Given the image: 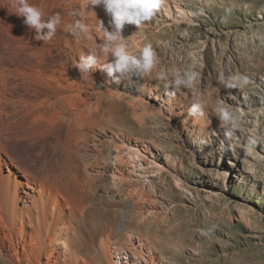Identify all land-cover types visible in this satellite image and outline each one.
<instances>
[{
    "label": "rangeland",
    "instance_id": "1",
    "mask_svg": "<svg viewBox=\"0 0 264 264\" xmlns=\"http://www.w3.org/2000/svg\"><path fill=\"white\" fill-rule=\"evenodd\" d=\"M6 1L0 0V11H9ZM173 2L181 3L188 21L175 22L180 20L177 12L166 7L173 8ZM98 19L108 25L104 11ZM123 35L130 51L151 44L157 54L143 82L161 81V72L170 78L176 70L197 74L191 88L175 89L174 96L167 94L165 81L158 84V94L137 88L145 103L164 108L161 113L136 116V107L127 99L106 102L110 121L140 138L165 170L146 185L147 199L139 208L147 223L139 234L152 240L159 264H264V0H162L152 19L140 27L126 25ZM0 36V55L7 56L9 38L6 32L0 31ZM50 46L43 55L56 60L57 50ZM236 74L247 75L249 83L225 88L221 78ZM131 75H121L120 80ZM198 95L205 101V116L185 113L188 121L178 120L179 111L185 109L181 106L190 108ZM155 96L160 100L155 102ZM221 102L240 117V127L230 137L215 111ZM252 139L255 144L250 146ZM15 141L9 142L10 154L33 171L58 156L45 141ZM97 184L103 186L96 202L115 209L118 227L128 216L138 221L136 209L121 196L113 201L105 195V178ZM202 230L209 234L201 235ZM136 233L129 231L134 237ZM10 253L2 238L0 264H11Z\"/></svg>",
    "mask_w": 264,
    "mask_h": 264
},
{
    "label": "bare ground",
    "instance_id": "2",
    "mask_svg": "<svg viewBox=\"0 0 264 264\" xmlns=\"http://www.w3.org/2000/svg\"><path fill=\"white\" fill-rule=\"evenodd\" d=\"M31 2L45 16L60 14L62 23L51 40H36L23 18L12 14L9 0V11H0V31L10 41L5 39L7 56L0 55L6 57L4 63L0 60V240L10 248L8 260L11 264H159L152 240L139 234L147 223L139 206L147 199L150 178L165 170L140 138L110 121L106 102L127 99L136 107V116L161 113L164 108L145 103L137 88L158 94L162 82L148 79L146 83L142 81L146 75L132 74L117 84L99 68L91 75L79 73L76 63L103 37L98 30L103 9H85L88 0ZM173 3V8L166 7L177 12L180 20L175 22L188 21L181 3ZM78 10L81 16L69 14ZM77 20L87 30L82 37L70 32ZM47 45L57 50L56 60L45 59ZM170 104L166 102L168 110ZM181 108L185 109L177 115L180 121L190 109ZM12 140H48L58 156L33 171L10 154ZM103 178L108 181L105 195L113 201L121 196L136 209L138 221L128 216L118 227L115 209L97 204L103 186L97 181ZM131 230L138 232L136 237L129 235Z\"/></svg>",
    "mask_w": 264,
    "mask_h": 264
},
{
    "label": "clouds",
    "instance_id": "3",
    "mask_svg": "<svg viewBox=\"0 0 264 264\" xmlns=\"http://www.w3.org/2000/svg\"><path fill=\"white\" fill-rule=\"evenodd\" d=\"M12 14L23 18V24L30 30H34L35 39L49 41L55 35L58 26L62 23L60 14H54L45 18L41 7L31 0H9ZM161 0H88L85 9L101 7L109 17L108 25L99 20L98 30L103 39L95 47L89 50V54L82 55L76 63V70L81 74L91 75L93 69L99 68L105 71L114 81L120 83V75L138 74L143 77L149 74L156 64L157 54L151 44H146L137 52L130 51L123 30L126 25L140 27L145 21L152 19L160 7ZM94 11V10H93ZM81 16L82 11L69 13ZM85 26L77 20L70 27L74 36H83ZM120 74V75H117ZM196 73L192 71L181 72L176 70L174 77L170 78L166 72L159 74V79L165 81V88L169 96L175 95V89L191 88L196 80ZM225 88H239L249 83V77L245 74H236L228 78H221ZM205 101L202 96L195 97L189 109V115L193 117L205 116ZM216 114L226 136H232L240 127V117L235 115L223 102L216 106ZM250 146L255 140H250ZM208 231L202 230L201 235L207 236Z\"/></svg>",
    "mask_w": 264,
    "mask_h": 264
}]
</instances>
